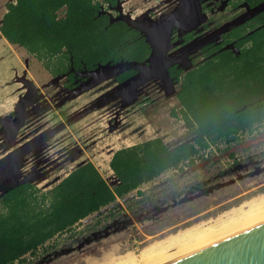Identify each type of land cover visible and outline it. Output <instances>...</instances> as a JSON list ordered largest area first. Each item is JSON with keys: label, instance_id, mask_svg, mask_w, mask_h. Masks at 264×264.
Listing matches in <instances>:
<instances>
[{"label": "rangeland", "instance_id": "1", "mask_svg": "<svg viewBox=\"0 0 264 264\" xmlns=\"http://www.w3.org/2000/svg\"><path fill=\"white\" fill-rule=\"evenodd\" d=\"M14 1L0 0V25L7 12L6 4ZM121 1L125 14L158 21L170 20L179 2ZM262 9L264 4L255 11L245 7L232 14L222 11L217 20L229 16L221 27L226 28ZM17 85L26 92L23 97L26 124L15 142L0 149V155L12 148L38 145L2 172L10 180L0 184V197L24 181L41 191H49L87 162L94 163L114 188L119 181L109 162L117 150L158 137L171 149L193 140L179 113L178 84L176 92L167 96L160 80H152L142 86L136 102L122 107L119 99L111 97L117 88L115 80H111L81 97L72 92L62 104H56L65 96L60 94L62 84L56 85L42 63L24 49L7 44L0 33L1 103L13 92L19 95ZM13 111L14 107L4 108L0 121L8 120ZM83 113L84 117L73 122ZM3 137L0 126V141ZM261 198H264V125L252 135H243L242 141L231 148L214 146L195 164L168 171L118 199L49 241L35 255H28L23 264H144L143 258L151 259L159 252L166 251V255L179 252L185 247L177 245L180 241L192 246L198 243L195 237L206 231L227 232L226 222L229 225L241 219L248 213L251 202L259 203ZM262 215L254 213L241 225L264 218ZM173 242L176 245H171Z\"/></svg>", "mask_w": 264, "mask_h": 264}, {"label": "trees", "instance_id": "2", "mask_svg": "<svg viewBox=\"0 0 264 264\" xmlns=\"http://www.w3.org/2000/svg\"><path fill=\"white\" fill-rule=\"evenodd\" d=\"M245 1L251 8L264 3ZM121 2L15 0L6 4L0 32L54 76L120 61L143 62L151 47L139 31L115 20L112 11L119 13ZM205 50L204 61L192 69L169 70L179 83V113L193 140L171 149L158 137L117 150L109 162L119 181L114 188L87 162L49 191L27 183L8 190L0 197V264L25 263L28 255L118 199L168 171L195 164L214 146L231 148L264 124V10ZM135 73L128 71L118 80Z\"/></svg>", "mask_w": 264, "mask_h": 264}, {"label": "water", "instance_id": "3", "mask_svg": "<svg viewBox=\"0 0 264 264\" xmlns=\"http://www.w3.org/2000/svg\"><path fill=\"white\" fill-rule=\"evenodd\" d=\"M118 11L119 16L115 20L123 21L132 29L139 31L150 45L151 53L143 62L120 61L115 64L99 66L92 72L86 85L75 91L76 95L113 80L128 71H135L136 74L113 92L114 98H122L123 106L136 102L139 97L138 89L155 79L160 80L162 89L167 96L173 95L176 92L177 84L169 70L186 61L189 54L183 53L173 57L169 55L176 46V43H172V35L177 29L179 36L182 37L196 31L205 23L207 16L203 10L202 0H179L173 17L166 21L150 20L147 16L133 18L130 14L123 12L121 5H119ZM221 35L222 33H219L213 39L202 43L198 49L218 42ZM25 102L24 100L23 103L16 106L14 118L3 120L2 130L5 138L0 143V148L15 142L24 128L26 124ZM85 115L86 113L81 114L73 119V122ZM36 145L38 143L23 149L15 159H19ZM151 264H264V218Z\"/></svg>", "mask_w": 264, "mask_h": 264}, {"label": "flooded vegetation", "instance_id": "4", "mask_svg": "<svg viewBox=\"0 0 264 264\" xmlns=\"http://www.w3.org/2000/svg\"><path fill=\"white\" fill-rule=\"evenodd\" d=\"M263 4H260L259 6L255 7V8H251L245 0H202L203 10H204V12H205V14L207 16L205 23H203L196 31L191 32L192 35H190V33H188V34L180 37L178 30L175 29L174 32H173V35H172V43H176V46L171 50V52L169 53V55L173 57V56H180L183 53H188L189 56L187 57L186 61L181 62L180 65H176V66L178 68H180V69L185 70V71H188V70L192 69L193 67H195L196 65H198L201 61H204V59H205L204 55H205V52L207 51L205 49H212V47H214L215 45L220 44L222 42V40H223V37L232 28L237 27V26H240L243 23H247V22L251 21L253 18H255L258 15L256 13L255 15H253L251 17H247V18L244 17L245 19L242 18L241 19L242 21H239L235 25H231V26L226 27V28H221L224 25L223 23H225V21L227 20V18H229V16L228 17L225 16L226 19H223L221 21H218L217 18L218 17H221L222 11L224 13H227V14L237 13L241 7H245L247 10H253V11H255L258 8H260V6H262ZM112 13H113V17H115V18L119 16V13H114L113 11H112ZM215 13H217L218 16H216ZM236 18H238V17H236ZM236 18H233L232 20H235ZM219 33H222V35H221L220 39L218 40V42L209 44V45H207V46H205V47H203L201 49H198V47L202 43H204V42H206V41H208L210 39H213ZM187 63H189V64H188L187 67H185V65ZM97 68H95V69H97ZM95 69L84 68L81 71H77V70H73V69L71 70L70 69L69 71L63 72V73H61V74H59L57 76H54L52 73H50L48 71V73L52 76L53 81H54V83L56 85L59 84V83L62 84V88H61V91H60L61 93L60 94H64L65 95L64 97L60 98L61 101L60 100L57 101L56 104H59V103L62 104L64 102V98L65 97H68L70 95V93H72V92H73L74 95H76L75 91H77L78 89H80V88H82V87H84L86 85V83L88 82V80L91 77L92 72ZM134 75H132V76H134ZM129 78H131V77H129ZM113 80H115V82L117 83V86H116L117 88L115 89V90H117L128 79H126L124 81H119L118 80V77H117V78H115ZM175 82H176V80H175ZM176 84L179 85V83H177V82H176ZM97 87H99V86H97ZM97 87H95V88H97ZM95 88H93V89H91L89 91L83 92V93H81L79 95H76L75 97H81L82 95H85L88 92L93 91ZM141 88H142V86L138 89L139 96L141 94L140 93V89ZM25 93L26 92H24V94L20 97L17 105L19 103H23L24 102L23 97L26 95ZM111 97L113 99H117V100L119 99L121 101L122 107H124L123 106V100H122V98H120V97L114 98L113 97V93H112V96ZM52 99H50V100H52ZM57 99H59V98H57ZM50 100H49V102L51 103ZM56 100L54 99V102ZM16 106L14 108V111L12 113H10L8 119L14 118V114L16 113ZM50 106H52V103H51ZM2 122H3V120L1 118V121H0L1 128H2ZM4 138H5V135L3 137V140L0 141V143L4 141ZM8 146L1 147L0 149H7ZM22 150L23 149L20 148V147L12 148V149H10V151L6 152L5 154H3V155L1 154L0 155V184L1 183L2 184H6V181L10 180L9 179L10 176H8L6 174H3L2 172H4V170H6L11 164L15 163L16 161H18L22 157L21 156L17 160L15 159V157ZM24 182H23V184L28 183V181H26L25 183ZM16 184H18V183H16ZM13 188H15V186Z\"/></svg>", "mask_w": 264, "mask_h": 264}, {"label": "bare ground", "instance_id": "5", "mask_svg": "<svg viewBox=\"0 0 264 264\" xmlns=\"http://www.w3.org/2000/svg\"><path fill=\"white\" fill-rule=\"evenodd\" d=\"M236 216V215H235ZM237 217H239V216H237ZM250 217H253V214H250V215H243V217L241 218V219H237V220H233V221H231L230 223H229V225H227V222H226V226L224 227V229L225 228H228L229 230L227 231V232H229V231H232V230H234V229H236V228H239V227H241L242 225V223L243 222H241V221H243L244 219L245 220H248ZM262 217H264V213H263V215H262ZM232 219V218H231ZM244 220V221H245ZM241 222V223H240ZM252 222H254V221H252ZM223 223V222H222ZM245 223V222H244ZM235 224H237V225H235ZM247 224H249V223H247ZM241 225V226H240ZM243 226H244V224H243ZM214 228V227H213ZM211 229V228H210ZM223 229V231H226V230H224ZM216 230H209L208 232L206 231V233L202 236V235H200V236H198V234H197V236L198 237H195L196 238V240H198V243H196L195 245H197V244H200V243H202V242H205V241H207V240H210V239H212V238H214V237H217V236H219V235H222V234H224V233H227V232H221L222 230H219L218 229V231H216V233H214ZM202 234V233H201ZM215 234V235H214ZM214 235V236H213ZM185 237V236H184ZM188 237V236H187ZM194 237V236H193ZM175 242H173V243H171V245H176V244H174ZM187 243V242H186ZM179 247H182V246H184L185 245V247L184 248H182V249H180L179 250V252H181V251H183V250H185V249H188V248H190V247H193V246H195V245H192V246H189L190 245V243L189 244H185V243H183V241H180V242H178V244H177ZM169 246V245H168ZM189 246V247H188ZM164 249V248H163ZM178 253V252H177ZM176 254V253H175ZM171 255H173V254H171ZM170 254L169 255H166V251H162V252H159V254L158 255H155V256H152L151 257V259H145V258H143L141 261H142V263H144V264H151V263H154V262H156V261H159V260H161V259H164V258H166V257H169V256H171Z\"/></svg>", "mask_w": 264, "mask_h": 264}, {"label": "crops", "instance_id": "6", "mask_svg": "<svg viewBox=\"0 0 264 264\" xmlns=\"http://www.w3.org/2000/svg\"><path fill=\"white\" fill-rule=\"evenodd\" d=\"M15 2V1H14ZM132 17H134L133 15H132ZM1 33V32H0ZM3 36V35H2ZM4 38V37H3ZM4 40H5V42L8 44L9 42L4 38ZM10 44V43H9ZM11 45V44H10ZM11 46H13V45H11ZM13 47H18V46H13ZM22 60V58H21V56H20V58H19V60ZM17 89H19V95L16 93V92H13V94L11 93V95L10 96H8V98H7V100L5 101V102H0V112L2 111V110H4V108H8V107H14L15 108V106L17 105V103H18V101H19V99H20V97L24 94V89H23V87H20L19 85H17Z\"/></svg>", "mask_w": 264, "mask_h": 264}, {"label": "snow or ice", "instance_id": "7", "mask_svg": "<svg viewBox=\"0 0 264 264\" xmlns=\"http://www.w3.org/2000/svg\"><path fill=\"white\" fill-rule=\"evenodd\" d=\"M248 207L249 211L248 213H245V215H250L257 212L264 213V198H261L259 203H257V201H252Z\"/></svg>", "mask_w": 264, "mask_h": 264}, {"label": "built area", "instance_id": "8", "mask_svg": "<svg viewBox=\"0 0 264 264\" xmlns=\"http://www.w3.org/2000/svg\"><path fill=\"white\" fill-rule=\"evenodd\" d=\"M256 130H257V129H256ZM241 137H243V135H242Z\"/></svg>", "mask_w": 264, "mask_h": 264}]
</instances>
